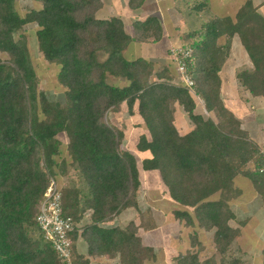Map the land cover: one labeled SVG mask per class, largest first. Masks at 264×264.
<instances>
[{
    "label": "trees",
    "instance_id": "trees-1",
    "mask_svg": "<svg viewBox=\"0 0 264 264\" xmlns=\"http://www.w3.org/2000/svg\"><path fill=\"white\" fill-rule=\"evenodd\" d=\"M34 1L41 7L22 16L17 0H0V264H62L36 220L50 176L60 175L69 176L62 207L63 215L74 222L70 236L75 264H91L98 256L117 258L119 264H147L157 258L135 222L106 226L127 208L140 210L138 160L122 149L124 132L104 120L109 110L124 103L129 113L142 117L147 129L137 144L139 151L150 152L143 169L159 171L170 197L193 209L176 210L175 217L188 226L214 230L219 261L201 260L202 245L195 234L198 250L179 254L177 263L245 264L231 252L244 221L232 225L238 217L230 202L242 193L235 184L238 175L248 177L264 199V149L225 104L221 72L238 36L252 62L237 71L238 84L264 98V15L254 1L246 0L235 16L213 14L203 18L199 28L180 33L183 45L193 49L188 67L196 91L217 120L195 112L196 101L175 81L174 68L156 70L146 58L125 56L135 40L163 38L157 16L136 20L138 34L133 36L120 17H98L102 0ZM182 1L193 14L201 16L209 9V0ZM143 2L130 0V6L137 9ZM30 23L39 27L44 58L60 67L64 104L39 90L25 34ZM109 77L127 83L112 84ZM175 104L183 106L194 124L184 135L175 125ZM61 134L68 140V158L63 157ZM80 237L89 256L77 250Z\"/></svg>",
    "mask_w": 264,
    "mask_h": 264
},
{
    "label": "rangeland",
    "instance_id": "rangeland-1",
    "mask_svg": "<svg viewBox=\"0 0 264 264\" xmlns=\"http://www.w3.org/2000/svg\"><path fill=\"white\" fill-rule=\"evenodd\" d=\"M245 1L246 0H209V9L204 12L203 15H198L195 19L191 18V21L187 19L190 14L187 4L181 1L180 5L184 8L182 17L190 23L183 24L185 29L183 31L193 30L194 27L199 25V22H201L203 18L213 14L235 16L238 8ZM253 1L255 5L258 6L259 12L264 15V0ZM16 7L20 14L24 16L28 10L40 8L41 4L34 0H17ZM167 27L174 32V36L177 38L175 43L183 45V42L178 39L181 32L176 34L174 26L170 22L167 24ZM38 29L39 27L35 23H30L25 26V34L28 38L33 65L36 69L39 81V90L45 92L52 101L64 104V92L66 89L58 78L60 67L55 63L48 62L40 52L36 34ZM127 29L131 30L130 23L127 25ZM233 42L234 46L231 58L223 69V77L226 80L224 97L230 104L234 103L238 105V107L234 109L237 111L238 115L243 117L247 127L251 129V125L254 126V124H256L253 130L264 134V128L261 127V125H264L260 124L264 122L260 120L261 117L262 120L264 119V98L255 97L250 92L244 90L237 85L235 78L238 69L245 66L251 67L252 62L244 47L241 45L240 38L235 36ZM2 57L5 60L8 59L5 53L2 54ZM166 62L167 60H163L162 66H158L156 70H160L162 67L168 65L172 67L173 70V64L170 62L167 65ZM170 74H173V71H171ZM108 81L120 86L127 83L125 80L115 77H109ZM203 114L207 117L213 116L217 120L213 113L207 114L203 111ZM104 120L124 132L122 149L136 155L141 179V187L137 195L140 210L134 207L127 208L108 224L126 227L130 222H135L139 226L138 234L142 238L143 243L152 246L157 254V258L155 260H148L147 264H178L176 257L179 254L186 253L189 250H198V246L193 245V236L195 234L202 245L199 254L201 260L215 257L217 261H219L221 259V254L217 252L215 247L214 230L206 231L199 227L188 226L185 221L177 219L174 214L176 210H189L193 213V209L177 203L170 197L159 171H148L143 169L142 161L144 158L148 157L150 153L148 151L141 152L137 149L140 136L147 133L142 117L137 112L134 114L129 113L128 107L124 103L117 110H109L105 114ZM258 120L259 122L256 123ZM184 124L185 131L191 126H194L193 122L191 123L188 118H186ZM60 138L64 142L62 146L63 157L68 158L67 137L65 134H61ZM69 169V175L71 176L73 171L71 168ZM57 179L63 190V186L68 182L69 176L60 175ZM247 182L249 186L247 185L248 189L245 188V194L250 195L252 192V185H250L249 179H246V184ZM235 209L238 211L239 217L237 216L238 219L231 223L233 226H240V222L246 220L245 226H243V222L241 227H244L246 241L251 243V246H254L255 248H253L256 251L255 254L253 253V255H250L247 251L241 249V244L239 242L235 241L231 252H235L238 256H242L245 264H263L264 247L261 249V246H259L256 241L264 242V201L261 199H252V202L247 206H245V203H242ZM118 263L119 261L117 264Z\"/></svg>",
    "mask_w": 264,
    "mask_h": 264
},
{
    "label": "crops",
    "instance_id": "crops-1",
    "mask_svg": "<svg viewBox=\"0 0 264 264\" xmlns=\"http://www.w3.org/2000/svg\"><path fill=\"white\" fill-rule=\"evenodd\" d=\"M182 0H144L142 5L138 7L137 9H134L130 6V0H102L103 6L102 8L98 11V17L100 18H111V17H120L125 24V29L128 33L131 35L135 36L137 35V31L134 26V22L136 20H145L147 17L155 15L160 19V22L163 25L164 28V36L160 41H149V42H141L138 40H135L130 43L128 48L124 51L125 56L128 59H136L138 57H143L151 62L154 63L155 69L159 66H162L163 60H167L166 64L172 63V59L170 56V47L178 45V43H175V40L177 39L174 36V32H172L168 27L167 24L170 22L174 26V31L177 34L178 32H184L183 30V24L189 23V21H186L183 19L182 14L184 12V8L182 5H180ZM241 6V5H240ZM187 7V6H186ZM239 9V8H238ZM198 17L196 14L190 13L188 15V20L191 18ZM169 20V21H168ZM191 21V20H190ZM131 24V30L127 29V25L129 23ZM190 24V23H189ZM201 25V22H199V25L197 27H194L193 30L199 28ZM192 30V29H191ZM187 31V30H186ZM235 38V37H234ZM178 39L181 41L180 36ZM174 40V41H173ZM234 41V39H233ZM174 42V43H173ZM241 43V41H240ZM242 45V44H241ZM234 42L232 43V49L229 55V58L227 60L226 65L229 63V60L231 58L232 50H233ZM169 61V62H168ZM225 65V66H226ZM239 70V69H238ZM237 70V71H238ZM223 72H221V77H222V98L227 105V107L232 110L242 121V126L245 130L249 132L250 137L262 148L264 149V134L258 131H254L253 127L256 126V124L251 125V129L247 127V124L245 123L244 119L242 116L238 115L237 111L235 110L238 105L236 104H230L228 100L224 97V91H225V86H226V80L223 77ZM237 73V72H236ZM236 78V74H235ZM236 83L238 84L237 78H236ZM232 105V106H231ZM204 108L206 109V106H202L201 104L196 102V109L195 112L197 114H201L204 117H207L203 114ZM235 108V109H234ZM207 110V109H206ZM202 111V112H201ZM205 112V111H204ZM207 114H210V112L207 110ZM175 125L179 131L180 134L184 135L187 132H189L194 126H191L187 131H185V121L186 118L189 119V121L192 123L190 120L189 115L186 113L184 110L183 106L179 104H175ZM261 121L262 117L260 118ZM256 121V123H258ZM260 124L264 125V122H261ZM187 126V124H186ZM261 127L264 128V126L261 125ZM147 152V151H145ZM150 153V152H149ZM246 179H249L246 176L243 175H238L235 178V184L236 186L242 191L241 195L237 197L236 199L232 200L230 202V205L236 215L238 216L239 213L236 211V207L241 205L242 203H245V206H247L249 203L252 202V199H261L264 201L261 195L258 194V192L254 189L252 182L250 181V185H252V192L250 195L245 194V188L248 189L247 185L249 186L248 182L246 184ZM239 217V216H238ZM246 221V220H245ZM244 221V225L246 222ZM106 226H112L111 224L109 225L108 223ZM241 235L236 239V242H239L241 244V249L243 251H247L250 255L255 254L254 248L251 246L252 244L246 241V234L244 231V227H241ZM258 242L259 246H261V249L264 247V242L263 241H256ZM77 250L79 253L89 256L88 253V245L87 243L80 237L77 241ZM118 259H109L105 256H98L91 258V264H117ZM119 264V263H118Z\"/></svg>",
    "mask_w": 264,
    "mask_h": 264
},
{
    "label": "built area",
    "instance_id": "built-area-1",
    "mask_svg": "<svg viewBox=\"0 0 264 264\" xmlns=\"http://www.w3.org/2000/svg\"><path fill=\"white\" fill-rule=\"evenodd\" d=\"M192 53L193 49L188 45H175L170 48L175 81L186 86L195 101L204 106L205 100L196 91V80L188 67V60ZM204 111L208 113L205 108ZM62 195V188L57 177L50 176V183L40 201L36 220L45 240L59 255L61 263L75 264L73 241L70 236L74 229V222L63 215Z\"/></svg>",
    "mask_w": 264,
    "mask_h": 264
}]
</instances>
